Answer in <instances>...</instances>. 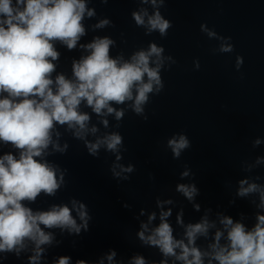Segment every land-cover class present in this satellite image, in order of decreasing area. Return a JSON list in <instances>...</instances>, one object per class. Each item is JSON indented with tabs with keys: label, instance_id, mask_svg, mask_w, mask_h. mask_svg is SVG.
<instances>
[{
	"label": "water",
	"instance_id": "1",
	"mask_svg": "<svg viewBox=\"0 0 264 264\" xmlns=\"http://www.w3.org/2000/svg\"><path fill=\"white\" fill-rule=\"evenodd\" d=\"M86 4L95 15H85L82 23L86 35L77 47L69 50L59 41L54 42L60 55L54 61L53 78L57 74L73 78V61L88 54L80 45L97 36L115 41L110 48L114 58L122 55L128 60L134 52L146 50L154 42L162 45L164 56H171L172 60L165 62L166 70L162 71L163 91L149 94L143 115H136L130 107L132 102L127 101L113 105L124 109L123 118L117 121L114 115L97 116L82 102L80 110L91 116L89 127L98 128L95 135H87V140L95 142L106 134H121L120 161L104 147L98 158L92 157L83 140L74 138L66 125H57L58 143L61 147L67 144L68 149L66 154L57 152L46 158L61 171L66 170L64 184L55 196L41 193L35 202L25 204L33 211H47L52 205L72 208L75 200L86 205L91 219L89 230L82 229L79 235L59 228L45 229L52 232L54 239L52 244L42 246L44 253L39 264H55L61 256H69L70 264L80 259L88 264H131L137 255L143 256L146 264H160L164 257L159 249L143 244L137 233L144 223L149 229L145 235L150 234L160 223V213L168 210L173 236L185 242L186 225L199 223L205 216L215 223L207 237L197 238L196 246L201 251H210L208 246L216 229H222L221 216H231L234 222L240 221L250 229L256 223V215L264 214V209L258 207L259 194L238 197L237 191L241 180L264 188V0H165L159 11L173 27L164 38L158 32L147 35L146 28L136 26L132 19L131 13L141 9H147L151 15L155 9L150 3L86 0ZM105 18L111 23L94 29ZM202 24L218 36L231 37L228 42L234 50L214 51L220 41L201 31ZM237 56L243 58L239 70ZM102 119L108 120L107 127ZM180 134H187L191 147L175 160L167 140ZM53 138L56 139L55 135ZM9 151L18 156V150L0 142V155ZM114 163L135 165L130 180L118 182L113 178L110 169ZM185 170L189 176L182 179L181 172ZM193 182L199 195L189 202L176 191V186ZM168 200L172 203H165ZM157 201L161 206H157ZM125 204L129 207L125 208ZM194 205H199V210ZM152 213L156 218L149 223ZM72 214L81 223L75 210ZM178 216L183 224L177 222ZM225 242L222 238L221 244ZM26 243L27 248L19 256L0 253V264H29L34 245ZM112 250L117 254L110 262L107 256ZM167 260L168 264H182L172 257ZM204 264H208V258Z\"/></svg>",
	"mask_w": 264,
	"mask_h": 264
},
{
	"label": "clouds",
	"instance_id": "2",
	"mask_svg": "<svg viewBox=\"0 0 264 264\" xmlns=\"http://www.w3.org/2000/svg\"><path fill=\"white\" fill-rule=\"evenodd\" d=\"M102 2L107 3L108 0ZM141 3H150L155 11L151 15L147 9L132 12L136 26L146 28L147 35L158 32L161 38L166 37L173 25L159 11L165 0H141ZM85 15L89 18L95 15L94 9L87 7L86 0H0V142L18 150V156L11 151L0 155V253L19 256L27 248L26 242L30 241L34 247L29 264H39L44 253L42 246L53 242L52 232L45 229L59 228L76 235L82 229L89 230L91 216L84 203L78 204L73 200L72 208L52 205L47 211H33L25 204V201L35 202L41 193L55 196L64 184L66 170L61 171L46 158L57 152H67L68 145L61 147L58 143L60 133L56 130L57 125H66L74 138L83 140L92 157L98 158L99 150L104 147L106 151L115 153L116 161H120L121 134L113 132L98 137L95 142L87 140V135H95L98 128L95 125L89 127L91 116L80 110L82 102L97 116L114 115L117 121L125 113L124 109L113 107L114 104L124 105L131 101L132 111L143 115L149 94L158 95L163 91L162 71L166 70L165 62L172 60L171 56H164L165 48L154 42L146 50L134 52L128 60L122 55L114 58L110 55V48L115 41L107 36H97L80 45L88 54L73 61V78L64 74L53 78L56 70L54 61L60 55L54 42L59 41L69 50L75 49L86 35L82 23ZM110 23L105 18L93 27L104 28ZM201 31L220 41L219 48L214 51L231 53L234 50L228 42L231 37L218 36L204 24ZM242 64L243 58L237 56V70ZM196 67L199 68L198 61ZM144 119L147 120V116ZM101 123L108 126L107 119H102ZM259 143L257 140L256 144ZM167 147L171 149L173 159L179 160L182 152L191 147V141L187 134H180L178 138L173 135L167 140ZM110 170L118 182L128 181L136 167L131 163L127 166L114 163ZM125 173L128 175H122ZM187 176L188 170L181 172L182 179ZM239 184L237 196L258 193V207L264 209V188L246 180ZM176 191L189 202L199 195L194 182L179 183ZM157 206H161L160 201H157ZM124 207L129 206L125 204ZM194 207L199 210V205ZM73 210L81 223H77ZM170 216L171 210L162 211L159 225L150 234L145 235L149 229L144 223L137 233L143 244L159 249L164 257L160 264H168L169 257L182 264H204L205 258H208V264H213V261L215 264H264V214L256 215V223L250 229L240 221L234 222L231 216H221L222 229H216L213 242L208 246L210 251H201L196 240L200 236L207 237L209 229L216 227L214 222L205 216L199 223L186 225L185 242V239L173 236V228L168 222ZM155 218V213L149 215V223ZM177 222L183 224L179 216ZM222 238L226 239L223 244ZM116 254L114 250L110 251L107 259L113 261ZM70 259L69 256H61L55 264H70ZM76 264L88 262L80 259ZM131 264H146V260L137 255Z\"/></svg>",
	"mask_w": 264,
	"mask_h": 264
}]
</instances>
